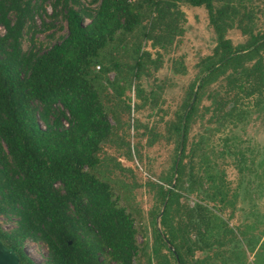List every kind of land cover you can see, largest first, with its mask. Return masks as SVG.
<instances>
[{"label": "trees", "instance_id": "1", "mask_svg": "<svg viewBox=\"0 0 264 264\" xmlns=\"http://www.w3.org/2000/svg\"><path fill=\"white\" fill-rule=\"evenodd\" d=\"M37 1L0 0V216L15 218L11 229L0 226V241L22 264H38L24 250L27 240L46 246L44 264H135L140 255L145 264H216L209 255L190 258L196 250L236 238L234 228L208 206L209 201L233 205L235 197L228 194L223 173L205 162L207 155H197L204 138L188 148V136L203 98L209 103L201 116L208 113V123L217 125L206 129L210 133L245 120L247 103L264 110V31L255 28L254 12L243 0H182L205 7L215 45L197 63L198 73L167 123L176 144L173 162L167 177L149 183L156 187L159 207L150 211L151 243L146 239L139 246L132 216L116 204L111 185L96 173L102 144L117 143L114 134L121 122L116 108H105L99 88L105 79L120 96L125 85L135 82L141 97V78L149 63L159 68L161 54L151 59L140 41L131 47V62L120 63L104 51L118 35L138 28L152 48L167 50L184 30L183 12L177 0H100L96 8L79 0H53L54 15L66 19V36L44 51H24L22 32ZM232 28L246 36L244 42H232L227 36ZM123 67L125 74L119 76ZM111 69L117 71L113 81L106 76ZM134 109L127 104L119 112L131 116ZM109 113L116 125H111ZM153 128L145 125L144 136ZM125 143L129 158L130 143ZM148 143H153L150 137ZM219 154H231L228 138ZM234 154L243 158L239 151ZM201 179L206 188L204 181L197 183ZM196 184L208 201L182 206L183 192H194ZM213 256L221 254L214 251Z\"/></svg>", "mask_w": 264, "mask_h": 264}, {"label": "rangeland", "instance_id": "2", "mask_svg": "<svg viewBox=\"0 0 264 264\" xmlns=\"http://www.w3.org/2000/svg\"><path fill=\"white\" fill-rule=\"evenodd\" d=\"M53 0H38L33 5L38 6L28 18L22 32L21 47L24 51H44L53 43L66 36L67 22L62 14L54 15ZM100 0H79V3L96 8ZM244 6L254 12V25L256 29L264 31V0H243ZM176 5L183 12L180 20L184 29L182 34L175 37L167 50L152 48L149 41H144L141 29L134 33L118 35L105 47L104 53L115 55L120 63L131 62L128 57L131 47L140 41L144 50L151 54V59L160 53V66L154 69L153 64H148V72L141 78L143 93L141 97L136 94L135 82L125 85L123 93L118 96L113 87L105 80H101L99 88L100 98L107 110L116 108L121 116V122L117 133L114 134L117 143L108 141L102 144L99 152L100 165L96 170L99 178L106 180L113 189V199L118 206L124 207L134 220L136 228V242L141 246L145 240L152 241L151 210L157 206L156 187L149 183H160L167 177L173 162L175 153L174 137L170 136L167 123L175 118V112L181 107L186 97L189 83L198 73L197 63L200 59L212 52L215 45V33L209 24L208 14L204 6L195 7L182 0H177ZM238 4V8H242ZM59 11V8H57ZM89 21L88 18L85 19ZM3 28L0 27V33ZM227 36L234 44L245 41L246 36L237 28L227 31ZM115 47V49H114ZM99 65L95 66L98 70ZM176 67L179 70H176ZM127 68H121L119 76L125 74ZM117 75L116 69L107 73L109 81H113ZM140 86V87H141ZM118 89L117 87H115ZM143 96H147L145 99ZM151 98L153 100L151 101ZM151 101V102H150ZM247 103V101H245ZM209 102L203 98L199 105L197 116L191 122L188 148L203 137L202 148L197 153H205L206 163L213 166L215 173H223L228 187V194H233V205L223 206L209 201L208 206L218 215L227 220L235 230L236 238L232 242L213 246L203 251L196 250L190 258H202L210 256L211 261L221 264L223 260L227 264H264V110L248 106L249 115L236 125L230 124L215 133L207 132V128H215L216 123H208V113L201 116L203 108ZM130 104L137 110L127 113L119 112L125 105ZM131 117V118H130ZM130 118V119H129ZM111 125H116L109 113ZM145 125L154 127L152 132L144 136ZM150 137L152 144L148 143ZM228 138L231 154L221 156L223 139ZM124 143H119V141ZM130 143L131 157H126L127 145ZM240 152L236 155L234 152ZM198 158V156H197ZM240 159V161H239ZM187 160V159H186ZM185 160V161H186ZM199 176L202 172L197 170ZM204 181V188L207 182ZM189 181L184 178L183 185L187 187ZM203 188V189H204ZM194 192L186 193L180 198V204L193 207L195 203H206L203 189L196 184ZM157 206V207H156ZM156 207V208H155ZM14 219L8 221L0 216V226L9 230L15 226ZM194 239V236H191ZM0 252L5 248L0 241ZM27 255L38 264H44L47 248L41 242L27 240L24 243ZM214 251L220 252L221 256H213ZM233 251H236L234 256ZM240 253V256H236ZM172 261V260H171ZM146 257L139 256L135 264H145ZM115 264V263H111Z\"/></svg>", "mask_w": 264, "mask_h": 264}, {"label": "water", "instance_id": "3", "mask_svg": "<svg viewBox=\"0 0 264 264\" xmlns=\"http://www.w3.org/2000/svg\"><path fill=\"white\" fill-rule=\"evenodd\" d=\"M4 248V253L0 252V264H22L19 262L18 257L13 249L6 248L5 246Z\"/></svg>", "mask_w": 264, "mask_h": 264}, {"label": "built area", "instance_id": "4", "mask_svg": "<svg viewBox=\"0 0 264 264\" xmlns=\"http://www.w3.org/2000/svg\"><path fill=\"white\" fill-rule=\"evenodd\" d=\"M128 2H132V1H134V0H127ZM97 67H99V66H97ZM63 123H64V125H66L67 126V122L66 121H63Z\"/></svg>", "mask_w": 264, "mask_h": 264}]
</instances>
